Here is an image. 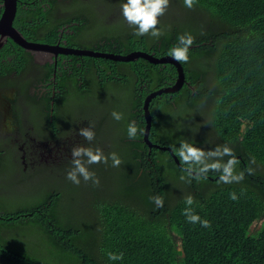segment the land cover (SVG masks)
<instances>
[{
  "label": "trees",
  "instance_id": "16d2710c",
  "mask_svg": "<svg viewBox=\"0 0 264 264\" xmlns=\"http://www.w3.org/2000/svg\"><path fill=\"white\" fill-rule=\"evenodd\" d=\"M22 1L17 14H39L47 8L37 1ZM179 1L171 0L170 5ZM196 5L192 11L186 8L174 15L171 26L153 42H134V35L125 27L122 35L111 36L102 45L115 52L141 49L161 55L179 44L180 35L195 37L189 62L181 64L187 80L196 85L186 100V113L194 123L177 130L174 121L185 110L179 94L155 97L149 106L148 139L170 147L171 152L149 147L143 140L145 93L172 82L176 69L142 59L128 62L137 77L140 71L144 90L124 106H116L123 115L115 124L119 132L115 127L100 130L101 125L93 130L99 141L115 147L105 154L117 153L121 165L112 167L110 159L107 164L88 165L99 178V186L82 178L77 186L66 179L72 159L62 166L58 162L43 164L38 181L31 186L33 196L20 192L14 198L11 218L0 219V264H264V0H197ZM182 14L184 20L179 19ZM14 47L24 53L21 46ZM89 60L99 62L100 66L90 65L98 71L105 63L113 70L119 66L103 58ZM13 68L21 69L22 64ZM76 88L72 87L74 106L89 96ZM91 96L96 99L99 94L91 92ZM94 107L97 114L102 113L104 100L96 99ZM59 109L53 107L52 117L47 115V129L69 126L71 116ZM133 121L142 133L129 139L127 127ZM84 140L77 136L73 144L80 146ZM181 142L205 151L227 144L240 160L235 171H244V179L224 184L219 182L220 173L211 171L207 179L187 177L185 166H178L172 156V147L179 148ZM253 157L255 163L250 162ZM229 158L224 156L221 162ZM247 168L253 169L252 175ZM66 188L71 194L79 193L78 197L90 196L85 210L78 205L71 212L70 207L54 211L45 216L44 231L21 241L17 234L35 223L36 210L63 196ZM233 191L238 201L229 199ZM188 195L195 200L194 213L209 220L210 228L186 221L182 212ZM152 197L162 198L163 207H157ZM19 214L21 218L16 217ZM17 226L16 233L7 234ZM108 252L123 253V259L111 261Z\"/></svg>",
  "mask_w": 264,
  "mask_h": 264
},
{
  "label": "clouds",
  "instance_id": "9594fccd",
  "mask_svg": "<svg viewBox=\"0 0 264 264\" xmlns=\"http://www.w3.org/2000/svg\"><path fill=\"white\" fill-rule=\"evenodd\" d=\"M77 1L78 0H75V2ZM183 4L184 7L192 11V9L194 10L197 7V0H183ZM169 6L170 0H126L125 3H122L120 5L121 14L124 22L130 28H132L129 33L134 35V42L136 36L141 37V40L146 39L147 42H153L155 38H159L163 34L164 31L162 32L158 25L160 23V17L165 15ZM76 16L79 18H76L75 20L82 22V28L85 26L87 28L97 26L98 24L105 22L101 10H98V15L96 17H90L88 15H85L80 10L76 12ZM15 18L16 6L14 11V17L12 20V27L16 30V28L13 26ZM185 18V14H182V16L179 17L180 20H184ZM171 22L167 28L171 26ZM116 35L122 34L100 35L96 38H93L92 43L90 44V47H92L93 49L70 50L71 54L82 55L91 58H103L105 60L118 62L119 66L118 68L113 70L110 68L109 64L105 63L103 64L102 71L94 70L96 73H98V75L96 78L91 76L90 80L88 81L89 88L86 92L89 93V96L83 100H79L78 106H74L73 100H71L69 97H66L65 95L60 96L59 93L56 92L55 100H57V102L53 101V104L51 105V110L49 113H47L48 116L52 117V108L58 107L60 108L58 110L60 113L67 111L71 116L69 126L61 128V135H63L70 128H75L77 130V134H75L71 138V140L66 146V149L62 151V157H59L58 162V164L62 166L67 162L68 158L72 159V168L67 172L66 179H68L77 186L80 184L81 178L84 182L91 181L94 186H99V178L94 172L89 171L88 165L101 163L107 164L109 159L112 161V167H119L122 163L117 153L111 152L108 156L105 154L107 150L115 147H112L109 143L99 141L95 137V132L93 130H97L96 126L101 125L100 130H108L115 127V129L119 132V128L115 124L117 121L123 119V115L122 113L118 112L116 106H124V103L129 101L132 96L136 98L135 96L140 94L142 89L144 90L145 80H142V78H140V71L137 77L135 72L128 68L130 66L127 64L128 62H134L136 60L139 61L140 59H142L150 64H161L162 67H165L166 64H171L176 69V77L172 82H169V84L166 86H162L158 89L147 91L145 93L142 104L143 117L145 120L143 135L145 136V130L147 125L145 117L146 112L149 116V129L147 133V140L150 145L146 142L144 136L143 140L149 145V147L161 148L162 150L169 149L170 151V147L159 145L158 143L154 144L148 139V134L151 127V113L149 110V106L150 102L155 97L158 96V99H162L163 95H168L169 98H171L174 94H179L182 103L185 106V110L181 115L176 116L174 123L176 124L177 130L183 124H187L189 126L190 124L194 123L193 117L186 113V100L189 98L191 92H194L196 90V85L193 83L192 79L187 80L181 64H187L189 62L188 53L191 47L194 46L195 37H193L190 33L180 35L178 37L179 44L177 46H173L172 48L169 47L167 49V52L161 55H158L159 52L156 53L154 50H151L149 52L141 49H132L127 53H121L102 49V45L106 43L107 38ZM149 35L155 38L153 40H149ZM90 51L97 53H110L120 56H126L132 52H145L151 55L153 58H166L167 60L160 61L157 63H153L148 59L142 57H139L136 60H120L86 53ZM122 63H124V65H122ZM123 78L127 79V82H123ZM30 86L31 84L28 83L25 86L21 87L20 96L23 97L24 101L36 100V98L33 97L30 93ZM166 89L169 90L165 91ZM76 91H81V89L77 87ZM91 92H96L97 94H99V97H97L96 99L99 98L100 100H104L105 108L100 114H97V107L93 108V102L96 99H92ZM66 104H72V106H66ZM90 113L96 115H92V120L87 123H84L82 119L88 120ZM109 123L111 124V126H109ZM138 131L142 133V130H138L134 121L128 124L127 134L129 139H135ZM77 136H81L85 139L84 141H80V146H74L73 144ZM171 150L173 155L179 158L180 164L185 166L183 168V171L186 173V176L191 179H195L197 181L201 179H207L208 173L210 171L220 173L219 182L224 184L240 183L244 179V171H241L239 173L235 171L236 166L240 163V160L237 159L233 149L227 144L217 146L214 149H209L205 151L204 149L195 147L190 143L181 142L179 148L172 147ZM12 151L14 152V154H16V161L13 162L17 165L18 172L23 176V178L16 177L13 181L6 182L0 176V219L11 215V210L15 209L13 207L14 198H18L20 192H24L27 195L33 196L31 186L33 183L38 181V178L40 176V172L38 171V169L33 170L27 168L26 170H22V164L20 162L16 146L12 148ZM224 156L230 157L226 163L221 162ZM250 162L255 163V158L253 157ZM2 165L3 157L0 158V167ZM246 171L249 175L253 174L252 168H247ZM34 172L37 173L34 174ZM180 179L184 180L185 176H181ZM14 187L18 188L15 190L13 189ZM8 190H10L9 194H7ZM244 191V189H241L242 193ZM41 192L42 191H39L38 194H40ZM152 199L155 201L157 207H163L162 198L152 197ZM229 199L233 201H238L239 197L233 191L229 193ZM184 202L186 204V207L183 210L182 215L185 216L186 221L188 223H198L202 228L211 227V222L209 220L202 219L198 214L194 213L191 206L195 203V200L191 195L186 196L184 198ZM67 208L68 207L62 201V196H59L53 201H47L44 207H39L36 210V215L38 216V218L35 222L39 223L41 225V231H44L45 216H52V213L54 211H62ZM85 208L86 206H83V210H85ZM18 216H20V218L22 217L21 214L17 215L16 217ZM9 218H11V216ZM52 228L54 229L55 227ZM7 234L13 235L12 232H8ZM11 244L14 245V242H12ZM26 248H31V246L27 245ZM107 256L108 259L111 261L123 259V253L108 252Z\"/></svg>",
  "mask_w": 264,
  "mask_h": 264
},
{
  "label": "flooded vegetation",
  "instance_id": "af4514ba",
  "mask_svg": "<svg viewBox=\"0 0 264 264\" xmlns=\"http://www.w3.org/2000/svg\"><path fill=\"white\" fill-rule=\"evenodd\" d=\"M34 1L47 8L39 14L16 12L13 23L22 38L34 45L32 49L22 48V53L14 47L18 44L11 38H4V35L0 38V158L12 153V159L16 161L12 151L16 146L22 170L59 162L62 151L77 130L70 128L61 135L60 127L47 129V113L53 101L57 102L56 92L74 100L72 87L87 91L91 76L96 78L98 75L90 65L100 66L99 62L89 60L91 57L70 53L71 49H93L90 47L93 38L85 32L87 27L82 28V22L75 20L79 18L75 1L33 0L32 3ZM22 2L16 0V11ZM4 8L3 0H0V18ZM19 63L21 69L13 68ZM28 83L36 100L24 101L20 96L21 87ZM91 120L92 113L88 120L82 119L84 123Z\"/></svg>",
  "mask_w": 264,
  "mask_h": 264
},
{
  "label": "rangeland",
  "instance_id": "374dc122",
  "mask_svg": "<svg viewBox=\"0 0 264 264\" xmlns=\"http://www.w3.org/2000/svg\"><path fill=\"white\" fill-rule=\"evenodd\" d=\"M171 1V0H170ZM126 0H80L74 3V6L77 7L83 14L90 17H96L98 15V10L102 11L105 22L98 24L97 26L88 27L85 29L86 34L92 38H96L100 35L108 34H122L124 28L127 27L129 31L130 28L123 20L120 5L125 3ZM183 0L175 3L173 6H169L167 12L164 16L160 17V23L158 27L161 31H166L174 15L179 14L181 11L185 10ZM149 40H153L155 37L148 36ZM135 42L141 43V37H135ZM23 99V97H21ZM3 157V165L0 167V176L6 181L11 182L16 177L23 178L18 172L17 165L13 162V154L6 153ZM83 181V180H82ZM84 187V186H81ZM14 187L13 189H17ZM21 191V190H19ZM10 193V190L7 191V194ZM79 193H70L66 188L64 195L62 196L63 203L70 207V212L72 208L79 206H87L90 202V196L84 193L82 196L78 197ZM19 226L10 232L16 233ZM254 226H251L250 230L253 231ZM249 230V231H250ZM41 232V225L37 222L26 227L24 231H20L17 236L21 238V241H25L29 237H34ZM26 234V235H25ZM42 248V245L39 246Z\"/></svg>",
  "mask_w": 264,
  "mask_h": 264
},
{
  "label": "water",
  "instance_id": "95a60500",
  "mask_svg": "<svg viewBox=\"0 0 264 264\" xmlns=\"http://www.w3.org/2000/svg\"><path fill=\"white\" fill-rule=\"evenodd\" d=\"M3 6L5 8H4V12L2 13V16L0 18V38L2 37V35H4V38L9 37L16 44L20 45L24 49H26L28 51L31 50L34 45H31L28 42H26L25 39L22 38V36L12 27V20L14 17L16 0H3ZM86 53L91 54V55L104 56V57H108V58H112V59H120V60H136L137 58L142 57V58L148 59L149 61H151L153 63H157L160 61L167 60L166 58H163V59L153 58L151 55H149L145 52H132L126 56L114 55V54H110V53H97V52H91V51L86 52ZM168 90L169 89H166L165 91H168ZM145 117H146L147 125H146L144 139L149 144V142L147 140V133H148V129H149V116L146 112H145ZM172 156H173L175 162L177 163V165L181 166L179 159L175 155H173V153H172Z\"/></svg>",
  "mask_w": 264,
  "mask_h": 264
}]
</instances>
